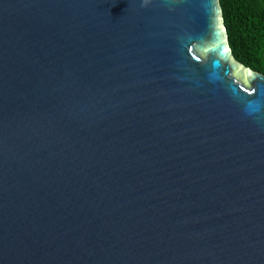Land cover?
Segmentation results:
<instances>
[{
  "label": "water",
  "instance_id": "1",
  "mask_svg": "<svg viewBox=\"0 0 264 264\" xmlns=\"http://www.w3.org/2000/svg\"><path fill=\"white\" fill-rule=\"evenodd\" d=\"M0 264H264V75L219 0H0Z\"/></svg>",
  "mask_w": 264,
  "mask_h": 264
},
{
  "label": "trees",
  "instance_id": "2",
  "mask_svg": "<svg viewBox=\"0 0 264 264\" xmlns=\"http://www.w3.org/2000/svg\"><path fill=\"white\" fill-rule=\"evenodd\" d=\"M234 60L264 75V0H219Z\"/></svg>",
  "mask_w": 264,
  "mask_h": 264
}]
</instances>
